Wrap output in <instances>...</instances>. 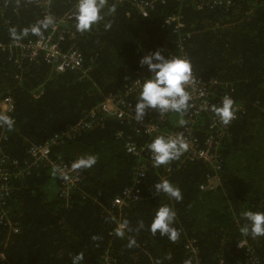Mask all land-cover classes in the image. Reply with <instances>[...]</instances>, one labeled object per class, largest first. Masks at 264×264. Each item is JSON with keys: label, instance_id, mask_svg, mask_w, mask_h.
Returning <instances> with one entry per match:
<instances>
[{"label": "trees", "instance_id": "obj_1", "mask_svg": "<svg viewBox=\"0 0 264 264\" xmlns=\"http://www.w3.org/2000/svg\"><path fill=\"white\" fill-rule=\"evenodd\" d=\"M79 0H55L51 13L61 17ZM0 16V42L35 40L30 29L42 21V9L28 0H4ZM106 4V3H105ZM115 6L114 13L109 10ZM170 15H181L184 34L163 27ZM103 19L77 37V47L91 66L87 76L80 72L57 73L42 58L17 65L0 53V99L12 97L14 123L9 126L0 111V145L3 155L18 161L24 178L14 180V190L5 204L9 218L20 228L0 223V264H104L108 255L114 264H242L247 258L242 241L255 249L264 263V236L243 235L245 211L264 212V0H241L229 10L199 11L179 1L156 3L143 17L130 5L106 4ZM74 12V23H75ZM111 28L106 29V24ZM15 29L20 39H14ZM29 29L23 35V30ZM198 76L217 82L213 105H220L229 89L237 118L220 147L219 169L215 173L202 161L173 160L169 181L178 187L182 200L157 193L155 184L164 171L151 168L140 200L118 213L125 231L117 230L113 201L134 183L138 160L126 153L118 131L130 132L128 124L108 119L104 126L82 131L64 139L53 149L67 162L96 157V164L82 169V180L67 197L61 195L60 178L48 167H32L29 149L44 144L67 128L84 120L110 94L124 93L138 76L142 55L155 51L169 58L180 57V44ZM65 41L64 48L69 47ZM35 94H39L35 97ZM139 96L131 97L137 102ZM179 113L170 114L166 129H174ZM208 116L196 119L195 135L200 144L208 133ZM141 144L154 139L137 136ZM219 185L202 190L212 175ZM176 213L173 227L178 239L153 236L149 231L161 206ZM118 211V210H116ZM121 214V215H119ZM143 224V227H141ZM192 242L196 252L187 249Z\"/></svg>", "mask_w": 264, "mask_h": 264}, {"label": "built area", "instance_id": "obj_2", "mask_svg": "<svg viewBox=\"0 0 264 264\" xmlns=\"http://www.w3.org/2000/svg\"><path fill=\"white\" fill-rule=\"evenodd\" d=\"M4 0H0V16L4 12ZM55 0H28L42 9L44 20L46 17H52L54 23L50 25L46 32L42 33L39 38L28 41H16L13 43H1L0 53L9 55V59L15 64H19L25 60L30 63H39V59L50 65L53 71L57 73H64L67 71L80 72L83 76H87L91 70V66H86L85 56L83 52L77 47V37L80 32L76 30L74 23V12L77 11V3L61 17H55L51 13V4ZM167 1L174 0H105L106 4L114 2L119 5L128 4L132 8L139 11L143 17H148L149 9H152L156 3H166ZM182 3L191 4L199 11L207 9L223 8L229 10L237 2L241 0H176ZM163 27L172 29L175 33L186 37L182 38L184 42L190 39V35L185 33L186 25L182 21L181 15H170L166 18ZM70 40L69 47L64 48L65 41ZM180 58L190 60L187 54L186 46L180 44ZM142 55L141 59L143 56ZM140 59V60H141ZM192 64V62H191ZM141 66V65H140ZM193 67V64H192ZM151 73L148 72L147 67H140L138 77L126 86L124 93L110 94L105 99L93 108L86 118L79 123L67 128L62 134H58L49 139L44 144H34L29 149V164L32 167H48L60 178L61 181V195L67 197L70 192L79 186L82 180V169L74 168L73 165L78 160L67 162L58 157L53 159V149L60 145L64 139H72L82 131L93 130L97 127L104 126L108 119H114L120 124H128L130 132L124 130L116 133L117 139L121 140L127 154L138 160L133 173L135 174L134 183L131 187L124 189L113 201L114 209L110 214L113 216V221L117 226L118 231H125L126 226L121 221L118 213H121L124 207H128L131 203L140 200L142 187L145 184L147 173L153 166L151 159V152L148 150L147 145L150 143L141 144L137 140V136L155 139L159 136H177L182 134L185 142L188 144V150L180 156V163L187 160L202 161L204 164L213 169L216 173L219 169L220 147L222 141L228 135L231 123L227 126L223 125L219 118L212 112V90L217 82H205L196 73L193 67V81L186 85V91L190 94L189 101L190 107L183 114L186 124L181 126L176 119L174 129H166V123L169 121L170 114L168 112L162 117L160 114L149 109L144 120L138 122L135 118V105L136 101L131 100L133 96H139L143 81L146 77H150ZM233 89H229L225 96H230ZM39 94H35L37 97ZM0 111L2 116L7 120L14 123L12 115L15 111V103L12 97H4L0 99ZM208 116V133L203 139L201 145L198 137L195 135L196 119L202 116ZM173 160L167 165H162L164 174L162 181L167 180L173 170ZM18 161H13L9 157L3 155L0 145V223L4 226L10 227V233H19L20 228L18 225L13 224L9 218V213L5 206L8 197L13 192L14 180L24 178V170L18 168ZM219 185L218 176L212 175L208 178L207 183L201 186L202 190H213ZM118 210V211H116ZM121 215V214H119ZM239 249H245L247 258L242 264H264L261 259L256 255L255 249L246 241H242L238 245ZM187 249L196 252L192 242L187 245ZM104 264H114L112 259L106 255L103 257ZM196 264H200L196 259ZM6 257L0 251V262H5Z\"/></svg>", "mask_w": 264, "mask_h": 264}, {"label": "clouds", "instance_id": "obj_3", "mask_svg": "<svg viewBox=\"0 0 264 264\" xmlns=\"http://www.w3.org/2000/svg\"><path fill=\"white\" fill-rule=\"evenodd\" d=\"M106 7L105 0H79L75 12V27L80 33L90 31L94 25L102 19V11ZM110 12L116 11L113 6ZM54 23L52 17H46L38 21L30 31L33 34H39L41 28L47 29ZM106 29L111 28V24L105 25ZM29 29L23 30V35L28 34ZM14 39H20L15 29L11 30ZM141 67H147L150 77L143 81L137 103L135 105V118L142 122L149 109L157 111L162 117L168 112H175L183 115L190 107V94L186 91V85L190 84L193 79V67L189 60L180 57L169 58L155 51L149 53L140 60ZM212 112L219 118L220 122L227 126L235 118L234 100L230 96H225L220 105H213ZM5 122L11 126V121L5 118ZM181 126L186 124L184 119L179 121ZM151 152V159L154 167L167 165L170 161L179 159L180 156L188 150V144L185 142L183 135L159 136L147 145ZM96 164L95 156L81 158L74 163V168H91ZM157 193L167 194L176 201L182 200V194L178 187L172 185L169 181L163 180L155 184ZM245 223L240 227V232L253 238L264 236V212L245 211L242 213ZM176 220V213L169 206H161L150 225L149 231L153 236L159 234L160 237H167L168 240L175 242L178 239V231L173 227ZM143 227V224H141ZM82 254L73 258V264H79L82 260ZM186 264H191L190 261Z\"/></svg>", "mask_w": 264, "mask_h": 264}, {"label": "crops", "instance_id": "obj_4", "mask_svg": "<svg viewBox=\"0 0 264 264\" xmlns=\"http://www.w3.org/2000/svg\"><path fill=\"white\" fill-rule=\"evenodd\" d=\"M21 64H22V62H21V63H19V64H16V65H17V67H19Z\"/></svg>", "mask_w": 264, "mask_h": 264}, {"label": "flooded vegetation", "instance_id": "obj_5", "mask_svg": "<svg viewBox=\"0 0 264 264\" xmlns=\"http://www.w3.org/2000/svg\"><path fill=\"white\" fill-rule=\"evenodd\" d=\"M140 67H141V66H140ZM139 71H140V68H139ZM139 71H138V75H139ZM138 75H137V76H138Z\"/></svg>", "mask_w": 264, "mask_h": 264}]
</instances>
